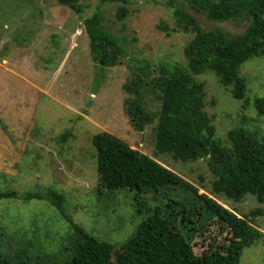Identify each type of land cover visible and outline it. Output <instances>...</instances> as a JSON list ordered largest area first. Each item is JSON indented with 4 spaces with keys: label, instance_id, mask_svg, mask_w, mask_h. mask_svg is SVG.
<instances>
[{
    "label": "rangeland",
    "instance_id": "obj_1",
    "mask_svg": "<svg viewBox=\"0 0 264 264\" xmlns=\"http://www.w3.org/2000/svg\"><path fill=\"white\" fill-rule=\"evenodd\" d=\"M170 1L80 0L83 11L76 13L58 0H0V193L19 196L0 199V257L66 264L74 254L80 235L49 200L23 199L29 192L65 195V213L72 221L114 250L159 213L176 221L199 257L228 244L233 235L205 211L195 210L202 205L197 195L240 219L264 208L252 195L238 203L228 200L207 159L181 160L158 150L163 89L153 81L160 65L187 66L184 50L194 37L178 28L175 11L186 9L205 31L234 36L249 26L246 19L212 21L188 0ZM121 7L125 17L118 16ZM95 13L126 53L113 68L90 58L84 20ZM241 74L248 85L244 100H236L232 86H222L214 71L196 76L204 86V112L215 140L225 147H231L229 130L237 127L264 137V115L255 105L256 99L264 100V56L246 62ZM137 100L148 115L141 129L130 116ZM101 132L164 165L181 184L141 196L136 189L100 192L92 140ZM254 227L263 236L245 247L240 264H264V217Z\"/></svg>",
    "mask_w": 264,
    "mask_h": 264
},
{
    "label": "trees",
    "instance_id": "obj_2",
    "mask_svg": "<svg viewBox=\"0 0 264 264\" xmlns=\"http://www.w3.org/2000/svg\"><path fill=\"white\" fill-rule=\"evenodd\" d=\"M79 1L58 0V3L81 13L83 7ZM102 1L127 4L128 0ZM247 1L188 0L192 8L204 12L212 21H249L246 31L234 36L221 30L205 31L186 9L175 11L178 28L192 32L194 37L184 50L186 67L158 66L159 77L153 83L163 89V104L157 147L161 152L174 153L181 160L207 159L210 172L228 200L238 203L252 195L264 206V137L237 127L228 132L231 147L215 140V129L204 112V86L196 78L212 70L220 77L222 86H232L236 100L246 98L248 85L241 68L246 62L264 56V0ZM126 15V8L121 7L118 16ZM84 31L89 39L90 58L96 65L113 68L126 57L118 38L104 29L100 13L84 20ZM255 105L264 115V100L256 99ZM130 116L140 123L138 128L141 129L148 115L137 100L130 108ZM0 124H3L1 118ZM92 144L96 149L100 192L136 189L141 196L152 189L182 182L164 165L108 132L95 135ZM197 196L202 205L195 210L205 211L233 235L228 244L210 248L200 257L195 255L176 221L159 213L143 221L135 234L119 250H114L111 244L94 238L72 221L65 213L66 197L62 193L55 190L29 192L23 199L49 200L80 235L74 254L66 264H240L245 247L263 236L254 225L258 218L264 217V208L240 219L215 201ZM17 197L16 192L0 193V199ZM0 264L27 263H13L0 257Z\"/></svg>",
    "mask_w": 264,
    "mask_h": 264
}]
</instances>
